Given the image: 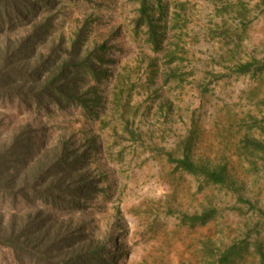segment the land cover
I'll return each instance as SVG.
<instances>
[{
    "label": "rangeland",
    "instance_id": "rangeland-1",
    "mask_svg": "<svg viewBox=\"0 0 264 264\" xmlns=\"http://www.w3.org/2000/svg\"><path fill=\"white\" fill-rule=\"evenodd\" d=\"M152 2L165 11L159 21L162 51L156 52L145 41V27L134 23L140 0H50L32 21L51 24L37 52L47 53L57 43L67 50L80 31L82 51L106 41L109 77L100 85L102 104L86 114L76 106L51 104L43 110L0 101V146L30 125L42 154L66 140L69 149L87 153L84 169L94 193L82 201L84 208L42 207L67 227L93 228L119 264H214L232 244L244 249L231 264H264L259 253V247L264 253V154L235 153L245 130L239 119L255 106L264 109L250 93L259 86L264 91V81L231 70L238 62L264 59V0ZM30 24L9 33L25 34ZM174 44L180 58L170 67L179 78L166 82V54ZM229 112L237 113L238 122L225 120ZM191 130L195 158L215 159L230 141L226 185L204 184L167 162L166 153ZM90 139L96 149L88 148ZM209 205L217 214L205 225L183 222L184 214ZM30 208L20 198L12 205L0 192L6 219L14 210ZM103 256L109 264L110 253ZM0 264L20 263L0 247Z\"/></svg>",
    "mask_w": 264,
    "mask_h": 264
},
{
    "label": "trees",
    "instance_id": "trees-1",
    "mask_svg": "<svg viewBox=\"0 0 264 264\" xmlns=\"http://www.w3.org/2000/svg\"><path fill=\"white\" fill-rule=\"evenodd\" d=\"M49 4L50 0H0V101H16L28 108L35 106L43 110L51 104L60 109L76 106L86 114L96 113L103 100L100 85L109 77L110 47L104 41L82 51L80 42L85 35L80 31L67 50L57 43L50 46L47 53L37 52V44L49 35L51 24L49 20L32 21ZM164 12L160 2L140 0L134 20L137 28L145 27V41L155 52L162 51L163 27L159 21ZM28 24L27 33L10 35L12 29ZM174 47L166 54L168 67L180 58L179 46L174 44ZM231 70L237 75L249 74L253 78L259 77L262 83L264 81V59L238 62ZM175 71V68H169L166 82L171 77L179 78ZM250 93L260 99L259 104L264 103L262 86ZM225 120L231 124L238 122L237 113L229 112ZM239 121L237 125L245 126V130L235 153L260 157L259 154H264V109L255 106ZM124 123L129 130L126 119ZM36 134L30 125H23L0 146V192L8 196L14 206L20 198L31 207L14 210L7 219L0 213V247L8 248L20 264L26 261L34 264H106L103 255L107 252L110 253L109 264H119V256L107 248L104 239L98 237L93 228L87 227L86 223L67 227L55 219L52 211L42 207L81 210L85 206L82 201L89 199L94 189L93 180L84 169L87 153L69 149L66 140L42 154L38 151L42 143H37ZM194 142V130H191L166 153L167 162L204 184L226 185L230 179L228 165L231 159L226 155L230 141L215 159L195 158ZM87 146L90 150L97 147L92 139L87 141ZM216 214V207L209 205L199 213L184 214L182 220L190 226H202ZM262 214L264 216V211ZM243 249L240 244L226 247L214 264H231L241 257ZM259 253L263 259L261 247Z\"/></svg>",
    "mask_w": 264,
    "mask_h": 264
}]
</instances>
